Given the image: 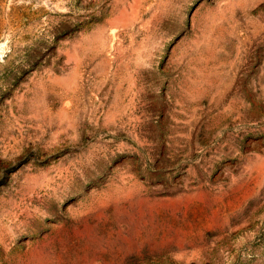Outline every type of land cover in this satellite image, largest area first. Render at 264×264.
<instances>
[{
  "label": "rangeland",
  "instance_id": "rangeland-1",
  "mask_svg": "<svg viewBox=\"0 0 264 264\" xmlns=\"http://www.w3.org/2000/svg\"><path fill=\"white\" fill-rule=\"evenodd\" d=\"M0 264H264V0H0Z\"/></svg>",
  "mask_w": 264,
  "mask_h": 264
}]
</instances>
